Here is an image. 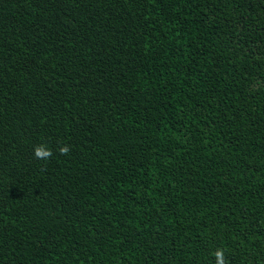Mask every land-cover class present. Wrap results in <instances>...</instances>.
Listing matches in <instances>:
<instances>
[{"label":"trees","instance_id":"obj_1","mask_svg":"<svg viewBox=\"0 0 264 264\" xmlns=\"http://www.w3.org/2000/svg\"><path fill=\"white\" fill-rule=\"evenodd\" d=\"M218 250L264 264V0H0V264Z\"/></svg>","mask_w":264,"mask_h":264},{"label":"clouds","instance_id":"obj_2","mask_svg":"<svg viewBox=\"0 0 264 264\" xmlns=\"http://www.w3.org/2000/svg\"><path fill=\"white\" fill-rule=\"evenodd\" d=\"M69 147L64 146L59 149L61 154H68L69 153ZM35 155L37 158H48L52 155L51 151L47 149L45 146H40L35 149ZM217 264H226L225 259H224V251L223 250H218L215 253Z\"/></svg>","mask_w":264,"mask_h":264}]
</instances>
